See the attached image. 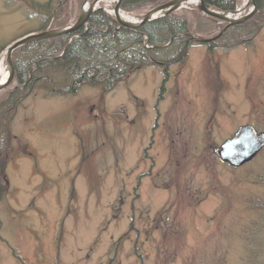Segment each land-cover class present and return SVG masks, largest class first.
<instances>
[{
    "label": "rangeland",
    "instance_id": "1",
    "mask_svg": "<svg viewBox=\"0 0 264 264\" xmlns=\"http://www.w3.org/2000/svg\"><path fill=\"white\" fill-rule=\"evenodd\" d=\"M168 1L121 10L134 21ZM84 2L0 0L4 66L6 47L70 25ZM116 2L96 8L115 17ZM194 9L173 13L211 40L189 35L166 71L37 90L12 120L0 114V264H264V146L239 167L217 152L243 126L264 135V21L223 37Z\"/></svg>",
    "mask_w": 264,
    "mask_h": 264
},
{
    "label": "trees",
    "instance_id": "2",
    "mask_svg": "<svg viewBox=\"0 0 264 264\" xmlns=\"http://www.w3.org/2000/svg\"><path fill=\"white\" fill-rule=\"evenodd\" d=\"M150 1L162 3L164 0H122L121 8L131 11ZM205 2L208 7L223 12L233 11L238 0ZM256 2L259 13L251 21L229 28L223 37L240 31L244 26L263 23L264 0ZM196 13L199 18L201 14ZM201 18L212 21L208 17ZM189 33L190 23L184 15L169 13L146 23L140 29H128L121 27L103 9H98L77 32L29 43L14 52L16 84L13 89L6 90L5 100L0 98V114L5 121L12 120L23 99L37 90H42L48 98L75 94L86 85H101L109 90L138 69L157 64L166 71L169 65L186 58L191 43ZM145 43H148V48H145ZM228 45L226 42L222 46ZM170 52L180 53L179 57L172 60ZM2 123L0 119V128ZM1 155L0 177L5 171Z\"/></svg>",
    "mask_w": 264,
    "mask_h": 264
},
{
    "label": "water",
    "instance_id": "3",
    "mask_svg": "<svg viewBox=\"0 0 264 264\" xmlns=\"http://www.w3.org/2000/svg\"><path fill=\"white\" fill-rule=\"evenodd\" d=\"M90 1L91 0H86V2H84L82 8L80 9V12H78L79 13L78 18L75 20V22L71 23L70 25L59 28L47 29L38 33H30L25 37L17 39L11 45L6 47L7 49H6L5 59L7 65L6 69H8V77L6 78L5 81L3 82L0 81V91L8 87L14 80L15 67L13 62V54L15 51L18 48L25 46L29 43L77 32L88 22L91 13L97 11L98 7L96 8V4L99 1H103V0H94L91 2ZM116 1L117 2L114 6V14L119 24L128 29H138V28L140 29L144 24H146L149 21H152L153 19L158 18L161 14L166 15L168 13L178 10L183 3L190 0H170L167 3L146 12V14H144V16L141 17L139 22H132L125 19L120 14L119 11L121 10L122 0H116ZM198 1L199 4L197 5V10L200 13L204 14L207 17H211V18L213 17L219 23L226 25L225 28H223L221 34L226 30V28L237 24H241L246 20L252 18L254 14L258 12V6L257 4H255L256 0H247V2H245L243 6H241L240 8H237L234 11H223V12L210 9L206 5L205 0H198ZM248 9H250V11L247 14H244V16H242L241 14ZM190 36H196L202 42L211 40L207 38H202L201 36L196 34H190ZM241 131H243L241 136L226 141L220 147V149L217 150L221 159L225 163H229L230 165L235 167L241 166L247 161L253 159L258 154L259 150L261 151V149L264 146V136L260 134L254 135V132L250 126L248 125L244 126Z\"/></svg>",
    "mask_w": 264,
    "mask_h": 264
},
{
    "label": "bare ground",
    "instance_id": "4",
    "mask_svg": "<svg viewBox=\"0 0 264 264\" xmlns=\"http://www.w3.org/2000/svg\"><path fill=\"white\" fill-rule=\"evenodd\" d=\"M161 16L162 15H160L159 17H161ZM130 21H132V20H130ZM7 77H8V69H6V67L4 66L3 60L1 59L0 60V81L1 82L5 81Z\"/></svg>",
    "mask_w": 264,
    "mask_h": 264
}]
</instances>
